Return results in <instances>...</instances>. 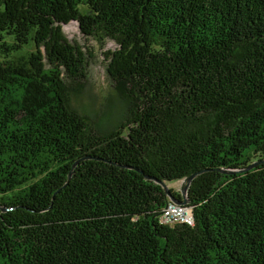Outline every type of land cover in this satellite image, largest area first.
Segmentation results:
<instances>
[{
	"label": "trees",
	"instance_id": "obj_1",
	"mask_svg": "<svg viewBox=\"0 0 264 264\" xmlns=\"http://www.w3.org/2000/svg\"><path fill=\"white\" fill-rule=\"evenodd\" d=\"M70 20L117 45L114 127L70 107ZM29 43L0 61V264H264V0H0V52ZM198 170L162 224L157 181Z\"/></svg>",
	"mask_w": 264,
	"mask_h": 264
},
{
	"label": "rangeland",
	"instance_id": "obj_2",
	"mask_svg": "<svg viewBox=\"0 0 264 264\" xmlns=\"http://www.w3.org/2000/svg\"><path fill=\"white\" fill-rule=\"evenodd\" d=\"M64 35L71 43H75L86 57V76L83 89L75 94L69 93L70 107L79 113L90 116L95 124L105 129L116 126L122 116L123 103L117 98L106 72L108 60L104 53L117 48L112 40H105L102 44L92 37L82 34L78 23L70 20L62 25ZM5 40L12 41V37L5 35ZM33 50V44H25L17 51H11L8 56L0 52V61L5 58H23ZM182 180L166 183L169 187L179 190ZM9 195V193L7 192ZM0 194V198H1Z\"/></svg>",
	"mask_w": 264,
	"mask_h": 264
},
{
	"label": "built area",
	"instance_id": "obj_3",
	"mask_svg": "<svg viewBox=\"0 0 264 264\" xmlns=\"http://www.w3.org/2000/svg\"><path fill=\"white\" fill-rule=\"evenodd\" d=\"M191 208L187 204L169 201L160 213L159 220L162 224L174 225L178 222L192 223Z\"/></svg>",
	"mask_w": 264,
	"mask_h": 264
},
{
	"label": "water",
	"instance_id": "obj_4",
	"mask_svg": "<svg viewBox=\"0 0 264 264\" xmlns=\"http://www.w3.org/2000/svg\"><path fill=\"white\" fill-rule=\"evenodd\" d=\"M84 158H87V157H80L79 159H77L74 164L71 166V169L68 173V178H70V175H71V170L73 168L74 165H76L80 159H84ZM257 163L254 162L252 163L247 169L253 167L255 164ZM202 171H195L193 173H191L190 175H188L186 178H183L182 179V183L180 185V191L183 195V197L180 199V200H176L173 198V196L171 195L170 193V190H169V186L165 183V181H157V183L165 190L166 194L168 195V199L169 201H172V202H175V203H183V204H187V201H186V198H187V189H188V186H189V183H191L192 179L199 173H201ZM6 208H2V210H5Z\"/></svg>",
	"mask_w": 264,
	"mask_h": 264
}]
</instances>
